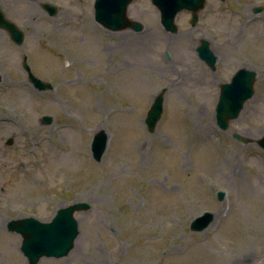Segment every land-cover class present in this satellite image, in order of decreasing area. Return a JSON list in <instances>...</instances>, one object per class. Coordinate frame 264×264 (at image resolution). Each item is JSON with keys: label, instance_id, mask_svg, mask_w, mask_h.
Here are the masks:
<instances>
[{"label": "rangeland", "instance_id": "rangeland-1", "mask_svg": "<svg viewBox=\"0 0 264 264\" xmlns=\"http://www.w3.org/2000/svg\"><path fill=\"white\" fill-rule=\"evenodd\" d=\"M93 2L0 0L24 34L16 44L0 27V264H30L10 219L48 220L73 200L90 207L75 213L72 249L35 264H264V0H206L194 26L178 12L175 33L150 0L127 7L138 31L103 27ZM200 39L215 69L198 57ZM23 55L52 89L32 85ZM241 66L256 69L254 92L221 129L219 84ZM157 93L151 132L144 118ZM100 130L108 142L96 161ZM204 210L212 221L191 230Z\"/></svg>", "mask_w": 264, "mask_h": 264}, {"label": "water", "instance_id": "water-1", "mask_svg": "<svg viewBox=\"0 0 264 264\" xmlns=\"http://www.w3.org/2000/svg\"><path fill=\"white\" fill-rule=\"evenodd\" d=\"M131 0H94V19L111 30H119L131 27L140 30L142 24L139 21L130 19L127 14V5ZM160 12V21L168 31L175 32L176 26L173 24L175 14L182 10L192 11L191 24L197 18V12L203 7L205 0H152ZM44 8L49 14L55 12V8L46 4ZM261 7L254 11H260ZM0 27L6 29L10 38L20 44L23 40V32L15 23L5 18L0 9ZM198 55L209 65L213 66L215 56L208 49V42L202 40L197 47ZM22 67L27 73V77L32 84L40 89L51 88L49 82H43L37 78L30 70L26 61V55L22 58ZM253 69L239 68L231 77L229 82L220 84L219 95L215 105L216 124L221 129L228 127L229 121L238 116L246 99L253 95V83L255 79ZM163 95L158 93L147 111L145 124L148 131H153L157 120L162 112ZM51 117L42 116L43 123H49ZM107 133L98 131L91 141L92 157L99 161L107 145ZM233 137L239 139L237 133ZM7 143H12L9 138ZM258 145L264 149V133L257 140ZM223 193H217L218 199L222 198ZM90 204L86 201H74L66 206L59 207L51 219L40 221L32 216L8 221L7 228L10 231L18 232L21 235L20 250L26 256L30 264H35L40 257H61L66 255L73 247L74 240L79 233L77 218L74 213L86 210ZM213 219V213L205 211L197 216L190 223V229L200 231L204 229Z\"/></svg>", "mask_w": 264, "mask_h": 264}, {"label": "bare ground", "instance_id": "bare-ground-1", "mask_svg": "<svg viewBox=\"0 0 264 264\" xmlns=\"http://www.w3.org/2000/svg\"><path fill=\"white\" fill-rule=\"evenodd\" d=\"M87 17V16H86ZM87 19H88V17H87ZM88 27H90V29H87L86 31H87V34L90 36V34H91V32H93L94 31V27L93 28H91V25H89V24H86ZM261 132V131H260ZM258 134H259V132H258ZM257 134V135H258ZM256 135V136H257ZM205 260H207V257H205V258H203V261H205Z\"/></svg>", "mask_w": 264, "mask_h": 264}]
</instances>
